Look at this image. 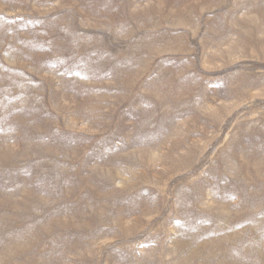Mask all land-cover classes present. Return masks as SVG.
<instances>
[{"label": "rangeland", "instance_id": "1", "mask_svg": "<svg viewBox=\"0 0 264 264\" xmlns=\"http://www.w3.org/2000/svg\"><path fill=\"white\" fill-rule=\"evenodd\" d=\"M250 263L264 0H0V264Z\"/></svg>", "mask_w": 264, "mask_h": 264}, {"label": "bare ground", "instance_id": "2", "mask_svg": "<svg viewBox=\"0 0 264 264\" xmlns=\"http://www.w3.org/2000/svg\"><path fill=\"white\" fill-rule=\"evenodd\" d=\"M104 2H105V1H104ZM90 11H91V10H90ZM86 13H87V12H86ZM139 45H140V44H139ZM140 47H141V46H140ZM153 48H155V47H153ZM136 49H138V48H136ZM243 254H244V253H243ZM246 257H247V256H246ZM246 257H245V258H246ZM225 261H226V260H225ZM250 264H251V263H250Z\"/></svg>", "mask_w": 264, "mask_h": 264}]
</instances>
